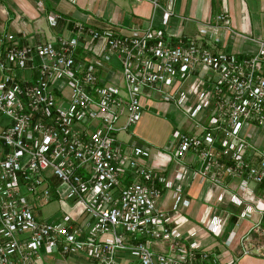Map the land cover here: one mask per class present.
Instances as JSON below:
<instances>
[{
  "label": "built area",
  "instance_id": "1",
  "mask_svg": "<svg viewBox=\"0 0 264 264\" xmlns=\"http://www.w3.org/2000/svg\"><path fill=\"white\" fill-rule=\"evenodd\" d=\"M149 1L165 23L174 0ZM45 15L50 25L62 17ZM227 21L221 9L200 33L217 41L213 33ZM249 38L254 50L235 53L205 45L199 33L171 43L151 22L124 32L73 19L70 34L39 42L0 32V264H40L55 253L93 264H240L242 254L264 256V142L256 140L257 129L264 137V38ZM145 88L194 128H172L151 162L142 159L148 146L126 147L117 136L141 116ZM187 153L196 160L190 176L218 186L217 203L228 190L239 206L221 251L203 244L198 229L218 237L228 208L182 231L189 202L175 181ZM170 160L173 176L164 172ZM53 199L58 209L38 217L35 208ZM243 218L250 223L233 255L229 243Z\"/></svg>",
  "mask_w": 264,
  "mask_h": 264
},
{
  "label": "crops",
  "instance_id": "2",
  "mask_svg": "<svg viewBox=\"0 0 264 264\" xmlns=\"http://www.w3.org/2000/svg\"><path fill=\"white\" fill-rule=\"evenodd\" d=\"M250 1L252 0L248 2L247 0H174L173 13L165 23H162L161 9L152 8L149 0H0V32H14L19 43L39 42L50 36H57L59 33L70 34L73 19H81L97 27L108 25L124 32H128L134 26L143 27L151 22L153 26L162 27L164 35L171 43H177L182 38L199 33L204 44L213 49L222 48L235 53H250L254 50L255 44L249 37L264 38V0H256L251 4ZM38 2L41 3L40 6ZM161 2L164 3L163 0ZM221 9L228 11V21L221 23L215 33L212 32L218 39L215 41L210 32L201 34L200 28L213 21L214 15ZM47 10L60 12L62 17L54 25H50L45 15ZM114 61L117 66L115 58ZM104 71V69L101 70L102 73ZM16 72L21 75L23 71L16 70ZM25 73L27 74L26 71ZM140 100L141 116L129 128L121 130L117 136L126 147L130 142H139L148 146L149 155L142 159L151 162V157L158 149L165 150L172 128L187 130L194 128L182 110L161 99L159 91L145 88L140 95ZM170 106L180 112L182 117L179 116L176 121H172L170 114H167ZM257 132L256 140L261 144L264 142V137L261 129H257ZM158 157L163 158V156ZM183 158L186 164L184 176L180 181H175L183 187V195L189 202L184 208L188 220L183 224L182 231L196 228L203 217L209 218L212 213L220 215L222 208H228L233 214L218 237L208 235L201 228L198 229L199 232H203L201 235L203 244L216 242L217 249L221 251L225 248L221 239L227 235L228 227L236 219L235 213L239 210V206L227 200L228 190L225 192L224 202L217 203L214 196L219 189L218 186L208 179L199 180L197 175L191 177L189 167L194 166L196 160H193L189 153ZM176 167L177 164L170 160L164 172L173 176ZM235 182V178L230 179L228 188L235 187ZM249 223L250 221L244 218L240 220V225L228 247L233 255L240 250L238 235ZM77 256L79 255L62 256L55 253L45 256L40 264H69L71 260L77 259ZM238 259L240 264H264V256L258 253L242 254Z\"/></svg>",
  "mask_w": 264,
  "mask_h": 264
},
{
  "label": "rangeland",
  "instance_id": "3",
  "mask_svg": "<svg viewBox=\"0 0 264 264\" xmlns=\"http://www.w3.org/2000/svg\"><path fill=\"white\" fill-rule=\"evenodd\" d=\"M253 1H256V0L250 1V4ZM247 2H248V0H247ZM167 114H170L169 116L172 119V121H176L179 116L182 117L180 112H178L172 106H170L169 109L167 110ZM183 118H184V116H183ZM130 126L131 125H129L127 128H129ZM55 209H58L57 200L53 199V200H50V202L44 203L41 206L36 207L35 208V212H36L38 217L48 219L47 217L50 216L51 211L55 210ZM76 258L77 259H75L74 261L71 260L69 264H93L91 261H89L88 259L84 258L83 256H81V257L77 256Z\"/></svg>",
  "mask_w": 264,
  "mask_h": 264
}]
</instances>
